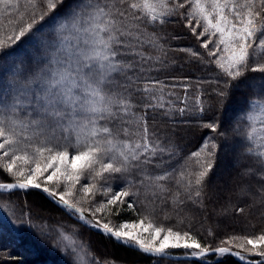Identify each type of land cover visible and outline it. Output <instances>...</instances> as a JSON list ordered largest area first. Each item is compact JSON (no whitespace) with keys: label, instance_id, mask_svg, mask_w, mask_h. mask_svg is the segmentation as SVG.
I'll return each mask as SVG.
<instances>
[{"label":"snow or ice","instance_id":"1","mask_svg":"<svg viewBox=\"0 0 264 264\" xmlns=\"http://www.w3.org/2000/svg\"><path fill=\"white\" fill-rule=\"evenodd\" d=\"M174 18L198 47L168 44L163 28ZM170 51L206 78L160 79ZM177 87L179 106L166 99ZM237 89L244 102L222 120L215 108ZM151 114L171 131L150 125ZM185 125L212 134L187 155L176 139ZM229 149L236 175L223 198L210 184ZM0 174V209L17 232L67 264H105L77 225L158 262L214 254L264 264V0H0ZM30 190L77 224L34 223L27 202L12 199ZM193 210L201 227L213 212L245 222L227 234L206 228L207 238L222 236L213 246L193 230Z\"/></svg>","mask_w":264,"mask_h":264},{"label":"trees","instance_id":"2","mask_svg":"<svg viewBox=\"0 0 264 264\" xmlns=\"http://www.w3.org/2000/svg\"><path fill=\"white\" fill-rule=\"evenodd\" d=\"M68 3H71V0H67ZM163 33L169 37L168 44L172 48L179 47H198L195 39L187 32V29L183 27L181 23L175 21V18L172 23L164 26ZM172 36H179V39H171ZM202 52L203 49H200ZM168 66L167 68L157 75L162 80H167L169 84L174 83L169 77H188L190 82L194 85L198 79L206 78L208 75L203 71V66H198L196 63L189 60L186 54L181 52H172L168 54ZM175 63H172V61ZM207 87V86H206ZM196 92L195 87L189 89V106L192 104V97H194ZM176 95L174 97H166V99H171L177 103L180 98H183L184 92L181 87L175 89ZM207 97V93H205ZM244 102V94L242 89H237L235 94L229 98L227 102L221 108L216 106L215 112L222 120L224 119L225 111L229 114H234L240 110ZM155 115V119L152 120L150 116V125H152L156 130L163 133L165 131L170 132L172 128V122L162 118L159 114ZM212 113L209 112L206 116H211ZM227 127V123L225 124ZM212 134L207 130L193 126H182L180 135L176 138L180 147L183 149V154L187 155L188 153L197 150L200 145L203 143V140ZM231 162L230 155L225 153L216 169L215 175H219L220 166L224 168H232V173L227 174L226 179L219 178L218 181L215 179V175L211 178L210 191L214 196L219 195L223 198H227L229 195V190L231 188L230 181L233 176L236 175V169L229 164ZM230 165L232 167H230ZM224 168L221 170V173L224 171ZM220 173V174H221ZM2 175V174H0ZM10 179V178H8ZM228 181V184H226ZM217 189V193L215 194ZM12 199L16 201L17 204L23 205L26 201L28 206L33 212V221L37 225L42 227L56 226L57 221H63L66 224L76 225L77 221L68 216L63 210L56 207L51 201L48 200L43 194L37 192L36 190H30L28 192H16ZM218 204H211L210 208H218ZM17 216H19V208L14 209ZM130 213H125L122 219H127L130 217ZM192 215L195 216V221L193 222V230H199L204 232L202 240L205 242H211L213 246L219 243V239L222 236L217 238H207L205 229L211 226L216 230L217 223L220 224V229L224 234H227L231 229L230 225L243 223L245 221H231L227 220L224 217H217L213 212L208 219L204 222L203 227L200 224L201 213L196 210L192 211ZM37 217H43L44 220H39ZM133 219L135 217H132ZM45 220L47 224H45ZM253 223H257L255 217H252ZM0 226H2V231L0 232V252H4L5 255L11 253L12 256L18 257L17 260H9L8 264H67V259L63 256L62 253L57 252L49 248L48 246L40 247L34 241L32 234L26 229L23 232H17V229L20 227L19 224L13 223L12 218L8 213L0 209ZM79 227L80 237L91 244L92 254L100 258L104 262H117L120 264H154L158 262L156 258L144 254L133 248L124 246L112 239H106L98 232H94L90 228L82 225H77ZM22 237V239L20 238ZM179 253L180 250H174ZM251 259H259L258 257H250ZM160 264H242L233 258L231 255H226L216 259V255H208L203 260L197 261H187V260H162L159 261ZM158 262V263H159ZM0 264H5V260L0 258Z\"/></svg>","mask_w":264,"mask_h":264},{"label":"rangeland","instance_id":"3","mask_svg":"<svg viewBox=\"0 0 264 264\" xmlns=\"http://www.w3.org/2000/svg\"><path fill=\"white\" fill-rule=\"evenodd\" d=\"M233 150L234 149H229V151L228 152H226L227 154H229L230 155V160H231V162L229 163V164H231L232 165V152H233ZM230 165V167H232ZM224 168V166L222 165V166H220V168H219V175H221V176H218V174L217 175H215L214 177H215V179L218 181V177L220 178H225L226 179V176H227V174L228 175H230L232 172V168H224V171L221 173V170ZM221 173V174H220ZM86 182V181H85ZM226 184H228V181H226ZM215 194H219V193H217V189H216V193ZM72 218V217H71ZM73 219V218H72ZM76 221V220H75ZM2 231V226H0V232ZM181 251V250H180ZM218 258H220V257H218V256H216V259H218ZM187 261H197V260H187ZM241 263V262H240ZM105 264H111V262H105ZM115 264H120V263H117V262H115ZM154 264H160V262L158 263V262H155ZM163 264H166V263H163ZM243 264V263H242Z\"/></svg>","mask_w":264,"mask_h":264},{"label":"water","instance_id":"4","mask_svg":"<svg viewBox=\"0 0 264 264\" xmlns=\"http://www.w3.org/2000/svg\"><path fill=\"white\" fill-rule=\"evenodd\" d=\"M41 194H43V193H41ZM44 195V194H43ZM45 196V195H44ZM46 197V196H45ZM75 220V219H74ZM136 250V249H135ZM210 255H212V254H210ZM233 258H235L237 261H239V262H241V263H243V264H245V262H243V261H240L237 257H234V256H232ZM178 260H185V259H183V258H180V259H178Z\"/></svg>","mask_w":264,"mask_h":264}]
</instances>
